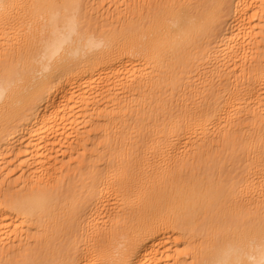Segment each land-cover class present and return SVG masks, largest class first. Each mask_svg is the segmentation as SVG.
Listing matches in <instances>:
<instances>
[{"label": "bare ground", "instance_id": "1", "mask_svg": "<svg viewBox=\"0 0 264 264\" xmlns=\"http://www.w3.org/2000/svg\"><path fill=\"white\" fill-rule=\"evenodd\" d=\"M128 1H99L116 11L96 31L82 0H0V177L24 191L0 202V264H264V128L257 142L247 135L245 176L226 182L230 160L205 158L214 133L228 139L238 118L264 127V54L255 58L264 0ZM205 59L215 74L252 61L247 85L210 102L212 93L194 91L139 165L137 150L101 146V161L63 194L58 160L80 151L94 123L125 125L137 106V128L151 125L141 110H164V92L182 86L179 70L194 63L202 73ZM188 146L199 154H184ZM233 198L249 209L254 198L256 209L238 211ZM227 209L233 217H220ZM172 234L186 238L182 249ZM198 234L206 241L197 246Z\"/></svg>", "mask_w": 264, "mask_h": 264}, {"label": "rangeland", "instance_id": "2", "mask_svg": "<svg viewBox=\"0 0 264 264\" xmlns=\"http://www.w3.org/2000/svg\"><path fill=\"white\" fill-rule=\"evenodd\" d=\"M82 1L83 4L81 11L83 20L89 28L94 29L96 31L101 30L104 27L108 26V24L110 25V23H112L111 21L115 20V5H106L103 7L99 3V1L102 0ZM134 2L135 0H129L128 4L131 5ZM130 9H132V7H130ZM129 11V9H126L124 14H127ZM228 23L229 21L224 22L221 29L228 28ZM258 36H260V33H258ZM206 40L208 41L210 40V38H206L205 41ZM257 41L260 42L263 47L257 49L255 58L259 53L264 54V40L260 37ZM251 62L246 65L243 71L238 72L235 71V66L231 63V65H226L223 69H221V72L219 74H215L216 68L214 66L211 67L208 61H206V59L201 61L204 70L202 71V73L197 71L199 67L194 63L188 64V66H186L184 69L179 70L180 73H178L179 79L182 82V86H180V88L177 87L178 89L175 88L174 91L166 90L164 92L163 96L166 97L167 100L166 107L164 110L158 109L155 113L149 112L148 107L143 111L141 110V113L148 117L147 121L151 122V125L149 126L146 125V127H142L141 129L137 128V123L134 122V117H136L139 112V108L137 106H134L131 112L127 115V122L125 125L121 126L118 123V125L114 129H112L109 123H94L90 130L91 136L89 137L86 144L80 147V151L74 150L73 155H61V158L58 160V166H60V168L58 169L61 170L57 171V173H59V177L64 180L61 188L63 194L69 192L71 184L81 183V179L83 178L80 176L82 168L86 169L85 173L87 175L89 172L92 171V169L90 168V164L92 165V163L94 162L101 161V158L95 156L94 154L96 153V149H99L101 146H104L106 144H117L115 152L116 154L120 155L128 150H137L138 152L136 151L137 153L132 154V156H135L137 154L141 155L136 163V165H139V163H141L146 156L147 146L150 147V145H152L151 138L154 131H159L158 135L163 138L166 135L165 133H168L169 130L172 129V122H170L172 119L170 116V112L172 110L174 111L173 117L178 119L181 118L182 115H184L183 108L185 104L190 102H196L195 100L197 96L193 95L194 91H199V93L202 91H206V93H212L210 95V98H208L210 102L211 99L212 101L214 100L216 92L219 90H223L224 88L232 90V87L235 85H239L240 87L244 88L248 82L247 75L252 65H250ZM247 66L249 67L248 69ZM210 67L212 72L210 71ZM197 95H201V93ZM188 113L192 114V110ZM234 124L235 125L232 128L231 134L228 139L224 140L223 137H221L216 132L212 137L213 140L211 141L210 145L205 148V154L207 153L205 158L213 159L214 157H217L219 160L220 157H223L224 159H229L232 163V166L229 167V170L227 171L225 177L226 182H230L233 177L241 178L248 173V168H246V159L248 158L247 153L249 146L247 135L250 134V136L254 138V141L257 142L256 131L262 130L261 128H264L258 122H254V119H252L248 115L238 118ZM106 127L110 129L108 130V133H110V135L105 134ZM180 128L181 123L176 124V131H178ZM122 132H129V134L126 135ZM173 134L177 133L175 132ZM131 137L140 138L143 141L142 145L138 146L137 144H134ZM74 145H76V143ZM236 149V159H233L230 157V153H232ZM197 150L198 146L194 148L188 146L184 151V154L187 153L189 155L193 154V156H196L199 154V151ZM12 153L13 152H9L7 156L9 157ZM20 157H23L22 154H20ZM104 158L105 159H102L101 169H104L106 167L105 165L110 162V160L113 158V155H107ZM189 159L190 158L183 160L180 166L181 169L186 170L189 168ZM82 161L84 162L83 165ZM215 164L219 165V161ZM153 166L156 168L158 167V164H154ZM215 169H217V167H215ZM149 170L151 171L152 168H150ZM147 173L148 170H146V172L143 171V174ZM17 177L18 176H16L15 178ZM9 181L10 180L5 181L0 177V202H5L7 200L6 198L9 195L13 194V192H24L23 190L21 191L19 187H9ZM252 199L250 201L252 208L249 209L241 200H235L233 198V205L235 206L234 208L238 211H243L244 209L254 211L256 209L254 208L256 206V200ZM219 216L232 218L233 213L232 210L227 209L224 215ZM209 229L211 230L212 227H210ZM172 235V245L175 244L179 249H182L184 243H186L187 241L186 238H184L181 234ZM205 241V237L202 238V236L199 234L192 238L193 244L197 246L200 244V242L205 243Z\"/></svg>", "mask_w": 264, "mask_h": 264}]
</instances>
